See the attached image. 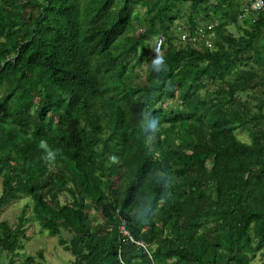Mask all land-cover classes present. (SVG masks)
<instances>
[{
	"label": "trees",
	"instance_id": "obj_1",
	"mask_svg": "<svg viewBox=\"0 0 264 264\" xmlns=\"http://www.w3.org/2000/svg\"><path fill=\"white\" fill-rule=\"evenodd\" d=\"M243 8L0 0V209L26 197L0 264H41L29 221L67 264H264V10Z\"/></svg>",
	"mask_w": 264,
	"mask_h": 264
},
{
	"label": "rangeland",
	"instance_id": "obj_2",
	"mask_svg": "<svg viewBox=\"0 0 264 264\" xmlns=\"http://www.w3.org/2000/svg\"><path fill=\"white\" fill-rule=\"evenodd\" d=\"M134 19H138V11L131 13V20ZM176 22L180 25L182 24V20H177ZM229 29L234 33H238V30L234 28V26L229 25ZM126 31V23H117L114 28V34L116 35L117 40H119V36ZM138 31H141V29H138ZM19 33L20 31L17 27L10 29V32H8V35L6 36L7 38H5L4 41H7L8 44H11L15 40H20L23 36H20ZM36 100L37 97L32 96L29 99L30 106H33ZM237 136L242 140H247L248 138L246 133L239 130L237 131ZM25 202L26 197L20 196V198L13 199L11 202L4 205L3 208L0 209V219L8 221L10 224H15L16 217L20 214L21 208ZM26 224L28 225V230L26 231L28 238L25 240L24 244V255L32 254L35 257L36 261L41 262V264H67V261L72 258L73 255L70 254V252L65 251L63 247L58 244V236H51L45 231L41 232L40 227L33 221H29ZM39 250L42 251V258H39L37 255ZM3 257L5 258V256ZM22 259V256L14 258L16 263H21ZM260 261L261 256L259 255V252H256L251 264H259ZM5 263L7 264L6 261Z\"/></svg>",
	"mask_w": 264,
	"mask_h": 264
},
{
	"label": "built area",
	"instance_id": "obj_3",
	"mask_svg": "<svg viewBox=\"0 0 264 264\" xmlns=\"http://www.w3.org/2000/svg\"><path fill=\"white\" fill-rule=\"evenodd\" d=\"M243 12L246 14L252 11H261L264 10V0H245ZM213 24L208 25V28L213 27ZM199 32H204L202 28L198 29ZM181 38H186L185 35H181Z\"/></svg>",
	"mask_w": 264,
	"mask_h": 264
},
{
	"label": "crops",
	"instance_id": "obj_4",
	"mask_svg": "<svg viewBox=\"0 0 264 264\" xmlns=\"http://www.w3.org/2000/svg\"><path fill=\"white\" fill-rule=\"evenodd\" d=\"M240 2V4L242 3L243 5L245 4V0H238ZM229 28V27H228Z\"/></svg>",
	"mask_w": 264,
	"mask_h": 264
}]
</instances>
